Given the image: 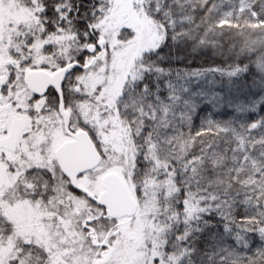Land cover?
Returning a JSON list of instances; mask_svg holds the SVG:
<instances>
[{"label":"snow or ice","instance_id":"6c2138e0","mask_svg":"<svg viewBox=\"0 0 264 264\" xmlns=\"http://www.w3.org/2000/svg\"><path fill=\"white\" fill-rule=\"evenodd\" d=\"M0 264H264V0H0Z\"/></svg>","mask_w":264,"mask_h":264},{"label":"trees","instance_id":"16d2710c","mask_svg":"<svg viewBox=\"0 0 264 264\" xmlns=\"http://www.w3.org/2000/svg\"><path fill=\"white\" fill-rule=\"evenodd\" d=\"M201 63H203V61H197V65H194V66H198Z\"/></svg>","mask_w":264,"mask_h":264}]
</instances>
